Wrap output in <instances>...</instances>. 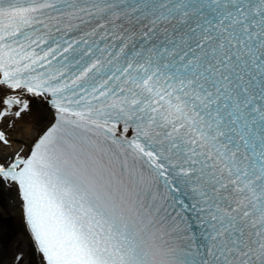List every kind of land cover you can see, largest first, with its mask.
<instances>
[{
  "label": "snow or ice",
  "instance_id": "1",
  "mask_svg": "<svg viewBox=\"0 0 264 264\" xmlns=\"http://www.w3.org/2000/svg\"><path fill=\"white\" fill-rule=\"evenodd\" d=\"M0 264H264V0H0Z\"/></svg>",
  "mask_w": 264,
  "mask_h": 264
}]
</instances>
